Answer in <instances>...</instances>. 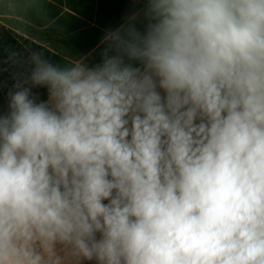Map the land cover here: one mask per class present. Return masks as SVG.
Instances as JSON below:
<instances>
[{
  "label": "clouds",
  "instance_id": "9594fccd",
  "mask_svg": "<svg viewBox=\"0 0 264 264\" xmlns=\"http://www.w3.org/2000/svg\"><path fill=\"white\" fill-rule=\"evenodd\" d=\"M142 2L9 91L0 264H264V0Z\"/></svg>",
  "mask_w": 264,
  "mask_h": 264
},
{
  "label": "crops",
  "instance_id": "0c3cea01",
  "mask_svg": "<svg viewBox=\"0 0 264 264\" xmlns=\"http://www.w3.org/2000/svg\"><path fill=\"white\" fill-rule=\"evenodd\" d=\"M145 6L142 0H0V114L8 113L9 91L30 70L32 52L21 38L68 62L82 59L91 67L101 62L107 31L137 13L136 27L144 30ZM13 53L17 55L10 59ZM32 92L37 99L48 100L46 87H34Z\"/></svg>",
  "mask_w": 264,
  "mask_h": 264
},
{
  "label": "trees",
  "instance_id": "16d2710c",
  "mask_svg": "<svg viewBox=\"0 0 264 264\" xmlns=\"http://www.w3.org/2000/svg\"><path fill=\"white\" fill-rule=\"evenodd\" d=\"M22 42L26 45L28 51L30 52H38V53H42L43 54V57L45 59H47L48 61H50L51 63L55 64V65H59V66H65L66 64H68V61L64 60L63 58L57 56L56 54H53L52 52L48 51L47 49L35 44V43H32L24 38H21ZM4 85H7V84H4ZM6 89H8L6 87ZM47 97H42V98H39L37 99V102H41V101H45ZM7 99V97L5 98Z\"/></svg>",
  "mask_w": 264,
  "mask_h": 264
}]
</instances>
